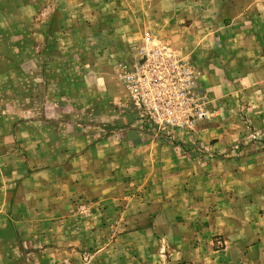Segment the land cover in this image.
<instances>
[{
  "label": "rangeland",
  "instance_id": "374dc122",
  "mask_svg": "<svg viewBox=\"0 0 264 264\" xmlns=\"http://www.w3.org/2000/svg\"><path fill=\"white\" fill-rule=\"evenodd\" d=\"M226 4L244 10L242 24L254 43L231 65L220 62L223 52L215 57L211 49L194 47L199 34L207 40L204 29L223 23L214 17ZM262 11L264 0H0V213L12 224L7 231L0 223L5 262L264 264ZM149 41L177 53L198 75L207 98L204 122L215 133L187 142V149L176 144L183 152L177 161L184 169H213L209 179L215 188L209 194L219 200L165 207L129 202L123 188H111L102 202L90 197L34 202V191L21 189L23 164L54 162L47 161L55 148H48L47 136L67 131L51 128L48 120L69 119L82 129L86 123L93 134L98 121L112 126V115L119 117L130 99L121 69ZM218 69L226 77L209 83ZM49 102L72 108L54 113ZM172 164L169 168L177 167ZM181 188L182 198L194 192ZM153 189L149 198L162 195ZM114 192L120 202H105ZM164 214L175 221L160 219ZM9 234L13 238L1 236Z\"/></svg>",
  "mask_w": 264,
  "mask_h": 264
},
{
  "label": "crops",
  "instance_id": "0c3cea01",
  "mask_svg": "<svg viewBox=\"0 0 264 264\" xmlns=\"http://www.w3.org/2000/svg\"><path fill=\"white\" fill-rule=\"evenodd\" d=\"M234 9H231L227 4L224 5L221 14H216L217 17H214L223 23L218 26L212 24L204 29L203 32L208 34L207 40H204V37L199 34L195 38L197 43L194 44V47L211 49L215 52V57L221 56L220 54L223 52L220 62L230 65L239 62L236 57L238 54L245 56L246 51L254 46V43L252 46L248 39L247 25L242 24L244 10L241 7ZM229 12L234 15H230ZM229 17H233L232 23L226 21ZM261 17L264 19V11H262ZM210 22L211 20L207 19L205 25ZM231 70L232 66L230 69L226 68L228 77L233 71ZM220 72L219 69L211 71L209 75L211 81L208 80V82L212 84L217 78L221 80L226 77L225 73L218 76ZM47 86L49 90L52 89L50 84ZM53 91L55 94L59 92L56 89ZM50 103H48V107L54 113L56 109L65 112L66 108L72 106L61 102L52 106ZM126 103L127 107L119 110V117L116 116V113L112 115V126L105 128L104 120L96 122L99 131L94 134L93 130H88L86 123H84L85 129H82L80 123L73 125L72 120L69 119L48 120L51 128L65 126L67 131L62 130L63 134L47 136L48 143H52L48 144V148L55 147L51 149V157H47V161L53 157L54 162H48L46 167L36 168L29 162L23 164L25 170L20 171V175L23 177L21 189L34 191L33 201L41 204L50 202L49 197L59 202H70L71 198L78 197L88 199L90 197L95 202H102L108 197V194H104V192L111 188L115 191L123 188L124 194L132 197L129 202H165V207L169 205V202H217L219 199L213 200L212 195L209 194L215 188L214 179H209L211 178L209 173L213 169L203 170L201 167L184 169L177 161L178 156H183L181 148L177 145L187 149L185 146L187 142L195 143L200 139L209 138L215 133L212 128L213 124L202 122L191 133L175 132L173 137H169L163 132H152L149 125L140 119L130 99ZM214 138L215 136L210 138V141ZM61 143L62 146H59ZM33 157L35 158V155ZM171 162L175 163L171 166L177 167L169 168ZM189 175L191 178H188ZM28 183L31 187L24 186L29 185ZM153 187L156 189L155 191L161 190L162 195L154 194V199L149 198L151 190H154ZM181 187L184 188L183 192L187 187L194 192L192 194L187 190L188 196L182 198L180 197ZM46 192L49 193L46 195ZM191 195L197 197L194 198ZM120 197V194L114 192L108 198L109 201L105 202H120ZM60 199L65 201H60ZM173 217L169 214L159 215L160 219H165L169 223L175 221ZM8 219L7 216L0 215V223L7 231L12 230V224ZM18 235L16 234V236ZM1 236L7 239L13 238L10 234ZM6 256V252L1 248L0 264H7Z\"/></svg>",
  "mask_w": 264,
  "mask_h": 264
},
{
  "label": "built area",
  "instance_id": "2783aa9c",
  "mask_svg": "<svg viewBox=\"0 0 264 264\" xmlns=\"http://www.w3.org/2000/svg\"><path fill=\"white\" fill-rule=\"evenodd\" d=\"M119 79L140 119L154 133H191L208 118L197 73L159 44L149 41L137 48Z\"/></svg>",
  "mask_w": 264,
  "mask_h": 264
}]
</instances>
